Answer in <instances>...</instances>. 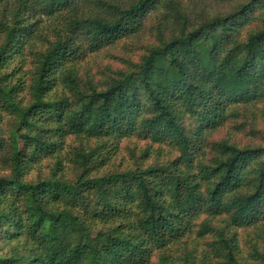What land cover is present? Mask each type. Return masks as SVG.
Wrapping results in <instances>:
<instances>
[{
  "label": "trees",
  "instance_id": "trees-1",
  "mask_svg": "<svg viewBox=\"0 0 264 264\" xmlns=\"http://www.w3.org/2000/svg\"><path fill=\"white\" fill-rule=\"evenodd\" d=\"M215 1L0 0V264H264V138L213 139L264 117V0Z\"/></svg>",
  "mask_w": 264,
  "mask_h": 264
},
{
  "label": "rangeland",
  "instance_id": "rangeland-1",
  "mask_svg": "<svg viewBox=\"0 0 264 264\" xmlns=\"http://www.w3.org/2000/svg\"><path fill=\"white\" fill-rule=\"evenodd\" d=\"M190 1V2H189ZM187 2L192 6L193 10L196 12H202L205 15H214L217 13H222L231 10L237 1L229 3H219L215 0H187ZM155 42L153 33L149 30H145L141 35L121 41L112 48V50L107 53L106 51L101 52L98 56H91L89 58L92 69L97 74V77L101 76L99 69L103 70L106 74H110L111 70L107 69L109 65L112 69L117 68H127L128 64L125 63L126 59H131L133 61L139 60L140 56L144 53L146 47ZM104 76V75H103ZM239 122L245 123L244 129H238L236 121H230L222 126L215 134L213 139H228L240 144H248L253 141H262L264 138V117L259 111L255 113H247L238 119ZM3 128L7 131L10 126L9 116L4 115ZM1 128V126H0ZM137 143L139 148L145 144L143 141H139L137 138H133L129 142H125L123 147H121L119 154L113 157L109 165L105 168H101L99 174L106 170H121L126 167H133L135 163L141 162L142 160L138 158L140 154V149H135L132 151V144ZM125 144H128L126 146ZM138 148V147H137ZM163 155L162 160H167L170 157L177 155L178 151L173 149L171 146L163 145ZM155 157H151L150 161L154 160ZM149 162V161H148ZM147 162V163H148ZM47 172V169H45ZM8 173V171L0 170V174ZM36 171L30 174V177H34ZM202 245V242H200ZM198 244L197 248H201ZM194 246V244H193ZM242 246L245 249V255L248 256V247H246L244 241ZM249 257V256H248ZM247 257V258H248ZM250 264H253L250 261ZM255 264V263H254Z\"/></svg>",
  "mask_w": 264,
  "mask_h": 264
}]
</instances>
